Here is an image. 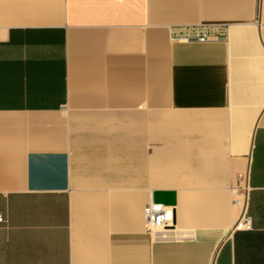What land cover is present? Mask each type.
Returning a JSON list of instances; mask_svg holds the SVG:
<instances>
[{
	"label": "crops",
	"instance_id": "crops-1",
	"mask_svg": "<svg viewBox=\"0 0 264 264\" xmlns=\"http://www.w3.org/2000/svg\"><path fill=\"white\" fill-rule=\"evenodd\" d=\"M0 214V264H264V0H0Z\"/></svg>",
	"mask_w": 264,
	"mask_h": 264
},
{
	"label": "built area",
	"instance_id": "built-area-1",
	"mask_svg": "<svg viewBox=\"0 0 264 264\" xmlns=\"http://www.w3.org/2000/svg\"><path fill=\"white\" fill-rule=\"evenodd\" d=\"M216 35L210 34L203 31L199 34H195L191 37H185V40H195V41H205L210 37H215ZM237 204H242L241 200L234 201ZM143 215L145 222L148 226V231L155 230L156 232L163 234L170 230L173 225V209L169 206H164L159 203L149 202L144 210ZM4 219L0 214V223H3ZM237 227H242L244 229L250 228L249 218H244L242 222L236 225Z\"/></svg>",
	"mask_w": 264,
	"mask_h": 264
}]
</instances>
